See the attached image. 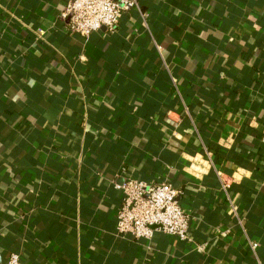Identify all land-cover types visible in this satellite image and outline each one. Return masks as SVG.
<instances>
[{"label": "crops", "instance_id": "crops-1", "mask_svg": "<svg viewBox=\"0 0 264 264\" xmlns=\"http://www.w3.org/2000/svg\"><path fill=\"white\" fill-rule=\"evenodd\" d=\"M69 1L0 0V263L264 264V0H140L88 38ZM125 175L179 188L196 243L119 237Z\"/></svg>", "mask_w": 264, "mask_h": 264}, {"label": "built area", "instance_id": "built-area-1", "mask_svg": "<svg viewBox=\"0 0 264 264\" xmlns=\"http://www.w3.org/2000/svg\"><path fill=\"white\" fill-rule=\"evenodd\" d=\"M133 11L146 19L140 0H70L61 17L71 34L88 38L103 27L115 32L123 15ZM157 48L161 54V46L157 45ZM116 187L122 200L115 225L119 237L145 241L162 233L187 244L196 243L191 230L192 217L182 204V191L171 182L125 175ZM229 187V180L221 179V189L228 198ZM233 211L238 218L234 206ZM250 246L253 251L257 248L254 242ZM0 264L26 263L20 254L12 253L6 262Z\"/></svg>", "mask_w": 264, "mask_h": 264}, {"label": "water", "instance_id": "water-1", "mask_svg": "<svg viewBox=\"0 0 264 264\" xmlns=\"http://www.w3.org/2000/svg\"><path fill=\"white\" fill-rule=\"evenodd\" d=\"M103 28H105V27H103Z\"/></svg>", "mask_w": 264, "mask_h": 264}]
</instances>
